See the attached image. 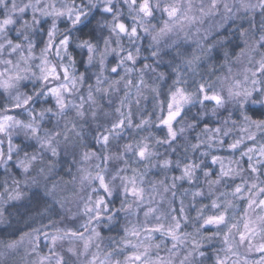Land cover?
Listing matches in <instances>:
<instances>
[{"label":"clouds","instance_id":"1","mask_svg":"<svg viewBox=\"0 0 264 264\" xmlns=\"http://www.w3.org/2000/svg\"><path fill=\"white\" fill-rule=\"evenodd\" d=\"M0 264H264V0H0Z\"/></svg>","mask_w":264,"mask_h":264}]
</instances>
